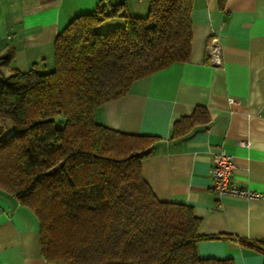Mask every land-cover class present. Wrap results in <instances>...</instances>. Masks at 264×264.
Instances as JSON below:
<instances>
[{
    "label": "trees",
    "instance_id": "16d2710c",
    "mask_svg": "<svg viewBox=\"0 0 264 264\" xmlns=\"http://www.w3.org/2000/svg\"><path fill=\"white\" fill-rule=\"evenodd\" d=\"M103 1L57 34L52 70L10 67L12 46L0 54V191L35 215L50 263L234 264L198 256V242L217 239L264 256V239L201 233L191 206L156 198L140 162L158 136L124 133L93 116L133 81L188 61L192 0H148L147 14L137 17L119 13L123 3ZM225 1L217 0L222 10ZM114 17L124 22L99 29ZM210 119L197 106L173 123L171 137Z\"/></svg>",
    "mask_w": 264,
    "mask_h": 264
},
{
    "label": "crops",
    "instance_id": "0c3cea01",
    "mask_svg": "<svg viewBox=\"0 0 264 264\" xmlns=\"http://www.w3.org/2000/svg\"><path fill=\"white\" fill-rule=\"evenodd\" d=\"M101 0H0V54L15 49L10 67L52 70L54 40L77 15L93 12ZM119 13L145 16L148 0H104ZM188 61L131 83L122 97L94 109L97 123L130 134L158 136L141 173L160 201L191 206L200 232L264 239V0H192ZM121 17L106 23L122 24ZM219 48V61L210 45ZM4 67L2 71L8 72ZM234 99L235 103L229 100ZM197 106L210 114L207 125L171 137L173 123ZM232 155L233 182L258 194L215 196L210 169L214 151ZM201 258H231L234 264H264V256L236 240L197 243ZM0 264H56L41 253L35 215L0 191Z\"/></svg>",
    "mask_w": 264,
    "mask_h": 264
},
{
    "label": "built area",
    "instance_id": "2783aa9c",
    "mask_svg": "<svg viewBox=\"0 0 264 264\" xmlns=\"http://www.w3.org/2000/svg\"><path fill=\"white\" fill-rule=\"evenodd\" d=\"M209 53L215 61H219V48L215 43L210 45ZM235 103L234 99L229 100ZM235 170L233 157L227 153L223 148H218L214 151L212 157V166L210 169L213 185L211 187L212 193L219 197L225 195L240 196L245 198L256 197L258 194L236 185L232 178V172Z\"/></svg>",
    "mask_w": 264,
    "mask_h": 264
},
{
    "label": "rangeland",
    "instance_id": "374dc122",
    "mask_svg": "<svg viewBox=\"0 0 264 264\" xmlns=\"http://www.w3.org/2000/svg\"><path fill=\"white\" fill-rule=\"evenodd\" d=\"M107 27H112V26H109V23H104V24H102L100 27H99V29L100 30H106V29H108ZM99 30V31H100ZM104 32V31H103ZM56 124L58 125V126H62L64 123H63V121H64V119L62 118V117H56Z\"/></svg>",
    "mask_w": 264,
    "mask_h": 264
}]
</instances>
